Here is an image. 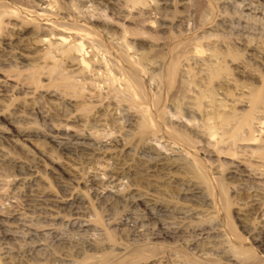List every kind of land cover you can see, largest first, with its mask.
Returning a JSON list of instances; mask_svg holds the SVG:
<instances>
[{
	"label": "rangeland",
	"instance_id": "374dc122",
	"mask_svg": "<svg viewBox=\"0 0 264 264\" xmlns=\"http://www.w3.org/2000/svg\"><path fill=\"white\" fill-rule=\"evenodd\" d=\"M0 4L9 11L0 29V264H92L107 257L133 264H228L231 242L249 251L245 264H264V165L249 172L246 168L264 155L261 143L241 142L221 153L208 148L205 138L189 126H199L202 117L182 107V121H177L173 92L151 79L153 73H163L159 60L168 63L178 41L202 50L190 62L193 67L207 56L210 44L228 42L241 56L228 64L231 82L224 88L237 97L235 85L248 86L255 99L264 100V0ZM37 7L46 12L36 16ZM47 23L83 30L90 43L85 45L87 79L80 78L68 59L46 55L41 40L47 33L37 29ZM120 38L133 45L128 55L146 57L140 61L145 71L137 74L146 99H135L160 128L145 144L132 140L133 110L125 102H111L106 94L109 84L118 85L130 71L113 45ZM60 76L76 78L86 97L62 86ZM94 84L99 97L90 90ZM155 98H160L156 107ZM160 108L174 113L172 127L186 131L191 146L165 135L167 128L157 117ZM261 122L264 139V115ZM94 131L96 139L90 134ZM185 155L202 164L204 181L179 167ZM174 159L177 167L169 166ZM118 164L130 166L119 179L112 174ZM184 180L193 186L202 181L203 188L188 187Z\"/></svg>",
	"mask_w": 264,
	"mask_h": 264
},
{
	"label": "bare ground",
	"instance_id": "6f19581e",
	"mask_svg": "<svg viewBox=\"0 0 264 264\" xmlns=\"http://www.w3.org/2000/svg\"><path fill=\"white\" fill-rule=\"evenodd\" d=\"M1 4H0V29H1V25L4 24L3 18L5 20V18L7 17V14H9V11H7L5 9V7ZM3 4H5V3H3ZM160 5L161 4L159 3V6ZM165 5H169V3H165ZM156 6H158V5H156ZM159 6L157 8L154 7V9L156 11H158ZM44 7L43 8H38V7L36 8L37 11L39 12V13L37 12L38 15H36V16H39V15L42 16L43 13L46 12V8H44ZM169 7L170 6H168V8ZM33 13H34V11H33ZM5 15H6V17H5ZM16 16L13 15V17H16ZM11 18H12V16H11ZM6 25H8V23ZM3 28H5V27H3V25H2V29ZM37 30L46 31L45 33H47L46 36L44 35L45 38H43L41 40L42 44L44 46H46V49H47L46 55L47 56L57 55V56H61L63 58L68 59L70 61V63H72V65L75 66L76 69L79 70V75H81L80 78L84 79L86 77V74H87V71L89 68V66L87 64V59H86L87 54H86V50H85V45H90V43L88 41H86L84 36L81 34L83 32V30H79L78 28L77 29L73 28L71 30H75V31L69 32L71 30L61 29V28L57 27L55 24H51V23H47L44 27H42L41 29H37ZM206 38H207V36H204V35L202 36V39H206ZM115 42L116 43H113V45L115 44L116 48L120 52H122V56L124 57L125 61L127 62V65L130 68V69L129 68L128 69L130 71L128 74L123 75L122 76L123 78L121 77L120 81L118 82L119 83L118 85H116L113 82L111 84H109L107 87V93L106 94L108 96L112 97L111 102L113 99H115L119 102H121V101L125 102L129 105V108L127 107L128 110H131V111L133 110L132 114H134V116L136 117L135 128H134V129H136V131H134V134H133V131L131 132L134 135V137H133L134 139H132V138L131 139L136 141L135 143L145 144V141L147 140V137L149 136V134H151L149 138H151V137L154 138V136H156L155 134H157V130L160 128L159 127L160 125L158 123H156V121H154L153 118L150 117V115L147 112V109L143 106V104H140L141 102L139 103L135 99V96H137L141 101H145V99H146V95L144 94L142 87L140 85L139 79L137 77V74H140V73L145 71V67H144V65H142L140 63V61L145 60L146 57L143 56L141 53L137 54L136 52H134L132 54L133 56L128 55V51L130 49H132L133 45L129 44L127 41H125L124 38H120ZM227 43L228 42H224V43L221 42V47H219V45H215L214 43L210 44L211 46H209L207 48V52H208L207 56H205L204 59L199 60L198 63H195V66L193 67L192 65H194V64H190V62L193 59H196L198 57L200 58V54L202 53V50H197V47L193 48L192 46H187L182 41H178L172 46V48L170 50L172 52V54L175 53L171 56V60L168 63L163 62V59H162V61L159 60L162 64V67L164 68L163 73H161V72L156 73V74L153 73L151 75V79L156 82L158 88L165 87L167 89V91L173 92V94L170 96L171 97L170 100H171V103L176 110L174 112H175L176 119H178L177 121H179V120L182 121L181 118H183V117H182V114L180 113V110L182 107H184V108L189 107V109H191L192 113L196 112L202 117L203 122L201 121L202 123H200L199 126H198V124H196L197 127H194V125L191 126V125H189V121L188 122L186 121L188 123V124L186 123V125L187 126L189 125L191 128H196L195 131L196 130L198 131L197 134L199 133L202 137L205 138L206 146L208 148H212L217 153H221L223 151V149H224V152H229L232 150V148H234V146L238 145V143H241V142L249 143V142L259 141L261 143L260 148H259L261 151L262 148H264V139H260V137H261L260 133H261V128H262L261 125L263 124L261 122V116L264 115V100L255 99L254 96L256 94L248 86L235 85L234 89L236 91H238L237 97H235L234 95L231 94V90H227L226 88H224V86H228L231 82L229 75H228V72L230 71V69H229L230 67L228 64H230V63L233 64L234 62L237 61L236 59H238L241 56V54L237 53L238 51L235 52L234 47L232 45H228ZM151 44H152L151 46H154V47L158 46L154 43H151ZM250 46H251V44H250ZM246 48H247V45H246ZM134 56H137V60L133 59ZM202 58H203V56H202ZM193 62H195V61H193ZM150 67H152V66H150ZM161 71H162V69H161ZM238 71H239V73L241 72V70H238ZM63 77L64 76L58 77V80L62 79V83H61L62 86H66L67 89L76 90L75 94L81 98L86 97L85 94H83L82 88L79 84V81H77L76 78L65 79ZM91 78H92L91 80L94 79L92 76H91ZM85 79H87V78H85ZM119 86H121V87H119ZM91 88L92 89H90V90H91V92H93L92 95L93 96L95 95V97H99V94L97 93L96 85L94 84ZM159 91H160V89L158 90V93H159ZM263 93H264V90H263ZM152 96H153V94H152ZM155 96H156V98L158 97L157 95H154V97ZM159 96H160V94H159ZM156 98L152 101L153 104L155 105V107L158 104V101L160 99V98H158V100H157ZM228 99L230 101L229 104L226 103ZM237 106L242 107L243 109L237 110L236 109ZM148 111H149V109H148ZM172 116H174V113L172 115H169L168 113H166L164 111V109H161V108L158 109L157 117L159 119V123L163 124L165 126V128H167L165 130V135H167V133H168L167 136L172 140L173 139L176 140L175 142L178 141V143L184 144L186 146H191L190 144L192 142L189 138L191 136L187 135L186 131L177 130V127L176 128L172 127V123L174 124V122L172 121ZM185 120H183V122ZM169 121L170 122L172 121V122L169 123ZM167 122L169 124H171V126H169V124L167 125ZM177 123L178 122H176V124ZM186 125H184V126H186ZM187 126L185 128H187ZM178 127H179V125H178ZM90 134H92V136H95V139H96L97 131H94ZM135 137L137 138V140ZM60 143H62V142H60ZM69 145H70V143H69ZM218 148H220V149H218ZM243 148L245 149L246 147H243ZM259 149H257V150H259ZM251 151L253 152L256 150H251ZM111 156H113V155L110 154L109 157H111ZM251 159L252 158H250V160ZM257 159L259 161V162L257 161V164H259V165H257V164L255 165L254 164L255 162L252 163V161H251V163L248 162L246 164V168L248 169V172H249V170L258 169V167H261L264 165V155L257 158ZM174 161H175V159H174ZM176 161H177V159H176ZM176 161L171 162V163H167V164L169 166L175 165L177 167ZM180 161L181 162H179V163H181V164H178V165L182 170L189 172V173H196L199 176V179L204 181L203 179H205L206 177L202 173V166H201L202 164L198 160H196L193 156L185 155L182 157V160H180ZM254 161H256V160H254ZM105 162H107V161H105ZM245 162H247L246 159H245ZM118 165L120 167L118 169L116 168V170H114V172L112 173V174H114V176L117 179H119V177L123 178V176L127 175L126 173L130 171L129 170L130 166L128 167L129 168L128 169V168L124 167V164L123 165L118 164ZM92 166H94V165H92ZM104 168L106 169V167H104ZM104 168H103V170L105 171ZM71 172L75 173L76 171L75 172L71 171ZM250 173H251V171H250ZM102 175H105V174H102ZM93 178H95V177H93ZM101 180L103 182V179H101ZM106 180H109V179H105V181ZM202 181H200V183H198V184H194V186L191 184L190 180H184L183 182H186L187 186L190 185L194 189L196 188V189L201 190L203 188L202 186L204 184ZM117 183H118V181H117ZM216 184H217V186L220 190V194H221V191H223V186H222V180H221V178H219V176L217 178ZM121 188H122V186H121ZM118 190H120V189H118ZM191 190L193 191V189H190V191ZM221 196H222L221 199L223 201V205H225V201H224L225 196L223 195V193L221 194ZM95 221H99V218L96 217ZM229 228H230V231H232V233H233L232 237L235 239L234 241H237L239 239V237H236V234L234 233V231L231 229L230 226H229ZM82 238H84V237H82ZM98 246H99V244H98ZM228 249L230 252L229 253L230 257L228 258L229 259L228 264H230V263H232V264H245L246 253L249 252L247 249L243 248L241 245L236 244L235 242H231ZM117 259L114 260L113 257H107V258H103V259L96 258L92 264H133L131 262L123 263L122 261H118Z\"/></svg>",
	"mask_w": 264,
	"mask_h": 264
}]
</instances>
